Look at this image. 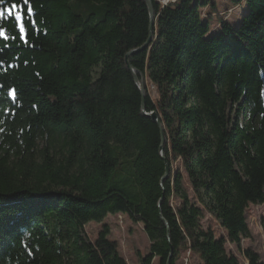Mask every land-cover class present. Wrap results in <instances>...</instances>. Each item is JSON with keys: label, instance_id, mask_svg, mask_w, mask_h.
<instances>
[{"label": "trees", "instance_id": "16d2710c", "mask_svg": "<svg viewBox=\"0 0 264 264\" xmlns=\"http://www.w3.org/2000/svg\"><path fill=\"white\" fill-rule=\"evenodd\" d=\"M150 1L133 73L145 0H29L23 38L0 16V264H126L106 224L85 233L107 215L141 225L140 264H239L225 245L264 205V0H229L246 12L214 33L213 0Z\"/></svg>", "mask_w": 264, "mask_h": 264}, {"label": "rangeland", "instance_id": "374dc122", "mask_svg": "<svg viewBox=\"0 0 264 264\" xmlns=\"http://www.w3.org/2000/svg\"><path fill=\"white\" fill-rule=\"evenodd\" d=\"M213 1L215 9L208 19L211 33L217 30L221 21L236 24L242 14L246 12L244 5H233L229 0ZM208 9L209 7L200 10L203 20H205L204 14ZM146 86L152 94L151 86L147 83ZM177 167L178 165L174 168L176 169ZM183 177L185 182H187L184 174ZM244 216L248 228V237L242 238L237 246L226 243L225 247L227 251L237 258L239 264H248L244 257V251L246 250L257 254L260 262L264 264V205L249 206L245 210ZM102 224H106L110 228L108 239L118 244L119 254L126 264H140L141 259L149 253L150 242L140 224L131 222L124 215H107L101 223L90 222L85 227V233L91 240L95 239ZM200 224L203 229L210 228L216 238L225 237V233L220 229L219 224L207 213H204ZM178 264H198V261L190 254H183Z\"/></svg>", "mask_w": 264, "mask_h": 264}, {"label": "water", "instance_id": "95a60500", "mask_svg": "<svg viewBox=\"0 0 264 264\" xmlns=\"http://www.w3.org/2000/svg\"><path fill=\"white\" fill-rule=\"evenodd\" d=\"M145 3H146V7H147V10H148V14H149V19H150V24H149V37H148L146 43L144 44V46L142 48H140L139 50L130 52L125 57V62H126L127 69L131 73H133V70L129 66V64L127 63L128 57L131 56V55H133V54H135V53H138L140 51L145 50L149 46V44L151 43V37H152V33H153V9H152V4H151V1L150 0H145ZM134 83L136 85L138 84L136 78H134ZM139 90H140V93L142 94L143 93V87L140 86ZM143 107H144V103L142 102V108ZM146 116H148L158 126L159 131H160V134L162 136V127H161L160 121L158 120V116L156 114H150V115H146ZM163 144H164V140L161 137V144H160V153H161V156H162V152H163ZM167 175H168V166L165 165V175H164V179L167 177Z\"/></svg>", "mask_w": 264, "mask_h": 264}, {"label": "snow or ice", "instance_id": "6c2138e0", "mask_svg": "<svg viewBox=\"0 0 264 264\" xmlns=\"http://www.w3.org/2000/svg\"><path fill=\"white\" fill-rule=\"evenodd\" d=\"M4 0H0V4H3ZM29 5V0H21V3H13L10 7L4 8L2 11H0V16H13L17 27L20 29L21 38H23V34L26 31L25 28V16H31L33 9L29 6L26 8V11L24 10V7ZM0 36H4V32L0 31ZM7 38V37H5Z\"/></svg>", "mask_w": 264, "mask_h": 264}, {"label": "built area", "instance_id": "2783aa9c", "mask_svg": "<svg viewBox=\"0 0 264 264\" xmlns=\"http://www.w3.org/2000/svg\"><path fill=\"white\" fill-rule=\"evenodd\" d=\"M157 2L161 7H165L169 5L170 3L175 2V0H157Z\"/></svg>", "mask_w": 264, "mask_h": 264}]
</instances>
